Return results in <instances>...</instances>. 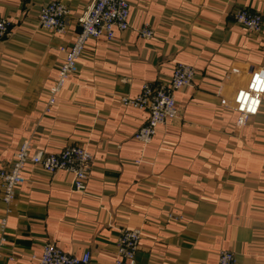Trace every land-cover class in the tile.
<instances>
[{
  "label": "crops",
  "instance_id": "crops-1",
  "mask_svg": "<svg viewBox=\"0 0 264 264\" xmlns=\"http://www.w3.org/2000/svg\"><path fill=\"white\" fill-rule=\"evenodd\" d=\"M52 1L0 0L10 22L0 38V167L25 142L31 154L82 146L92 166L83 191L73 174L30 163L12 202L0 186V264H38L46 242L113 264L123 228L142 230L136 264H219L222 250L236 264H264V93L246 121L233 108L264 72V27L248 32L234 12L264 17V0H130L129 28L88 40L50 106L92 0H60L71 9L65 34L40 27ZM145 26L152 37L140 34ZM177 63L194 66V81L176 93L179 115L144 144L135 133L148 111L121 99L169 81Z\"/></svg>",
  "mask_w": 264,
  "mask_h": 264
},
{
  "label": "built area",
  "instance_id": "built-area-1",
  "mask_svg": "<svg viewBox=\"0 0 264 264\" xmlns=\"http://www.w3.org/2000/svg\"><path fill=\"white\" fill-rule=\"evenodd\" d=\"M71 9L63 1L55 0L43 6L39 13L40 27L48 32L65 34ZM130 0H92L79 17L80 32L67 51V56L60 63L59 75L55 85L50 89L49 105L55 104L56 94L63 88L67 80L79 70L78 62L90 39L104 38L107 41L116 39V30L125 31L130 26ZM235 20L248 32L260 33L264 27V17L259 12L240 8L234 12ZM140 34L146 38L154 35V30L145 26ZM10 34V22L0 18V38ZM196 76L194 66L177 63L173 68L169 81L147 82L135 97H122L125 105L146 109L149 117L135 137L144 144H149L157 133V128L168 118L179 115L176 93L190 86ZM264 93V72L255 73L247 87L239 90L235 107L248 120L255 115L261 105ZM92 154L82 146L68 145L57 153L37 152L31 154L29 142L22 144L10 168L0 167V186L3 199L12 202L17 189L25 182V166L30 163L38 165L49 172L60 170L74 176V187L83 191L87 187L92 166ZM141 162V160L136 161ZM5 227V222L3 223ZM141 229L123 228L118 238V256L113 264H136V255L142 238ZM5 245V236L0 237V252ZM92 254L85 252L81 256L64 252L52 242H46L38 264H90ZM219 264H236L233 251L222 250L219 253Z\"/></svg>",
  "mask_w": 264,
  "mask_h": 264
}]
</instances>
